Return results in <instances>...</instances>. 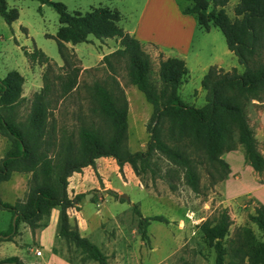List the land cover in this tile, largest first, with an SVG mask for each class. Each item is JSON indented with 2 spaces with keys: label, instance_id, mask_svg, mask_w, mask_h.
Here are the masks:
<instances>
[{
  "label": "trees",
  "instance_id": "trees-1",
  "mask_svg": "<svg viewBox=\"0 0 264 264\" xmlns=\"http://www.w3.org/2000/svg\"><path fill=\"white\" fill-rule=\"evenodd\" d=\"M40 1L50 3L58 13L60 25L55 36L64 62L55 65L39 48L25 50L31 61L46 64L44 84L34 93L25 119H16L14 114L23 75L13 69L0 79V134L10 140V147L0 158V181L9 179L13 171L30 173L23 200L9 202L0 197V209L11 213L8 229L0 231V241L12 240L22 222L34 234L36 228L46 225L52 208L58 207L57 236L98 264H109L100 246L70 224L67 211L85 195L79 192L70 197L68 177L90 165L102 183L96 166L100 156H113L120 170L127 162L136 175L149 171L152 177L159 173L157 161L164 158L170 166L166 174L181 177L195 192L202 191L201 172L207 175L209 185L227 176L229 165L222 153L238 143L251 168L264 171V151L258 147L246 112L248 102L264 98V0H238L234 18L224 8L228 0H186L181 8L183 13L194 14L201 27H218L227 47L244 66L239 72L236 67L224 70L210 65L201 79L206 90L201 106L187 103L179 94L180 84L188 76L185 60L177 56L164 58L159 52L155 80L149 52L136 36L119 25L121 14L117 9L95 6L85 12H71L61 1ZM0 15L10 24L18 17V10L0 0ZM89 34L101 39L117 37L119 42L116 49L102 57L105 75L84 84L92 101L90 110L98 119L80 117L57 127V119H48L51 102L77 88L79 68L72 66L64 75H55L57 86L50 79V71L53 66L69 68V56L74 52L69 51L66 42L87 41ZM118 67L125 69L129 83L136 85L153 107L146 123L149 136L144 149L131 150L126 143L128 104L117 77ZM170 186L174 188L175 184ZM109 192L117 194L112 189ZM132 207L138 214L144 239H148L151 220H168L161 214L144 216L136 203ZM248 216L261 231V237L256 238L250 228L244 227L242 233L229 239L228 246L223 239L231 218L225 208L213 222L205 219L201 223L202 235L214 248L215 264H264V204L257 205ZM0 264L24 263L17 255H10L0 259Z\"/></svg>",
  "mask_w": 264,
  "mask_h": 264
},
{
  "label": "rangeland",
  "instance_id": "rangeland-1",
  "mask_svg": "<svg viewBox=\"0 0 264 264\" xmlns=\"http://www.w3.org/2000/svg\"><path fill=\"white\" fill-rule=\"evenodd\" d=\"M6 1L9 6L17 8L18 17L8 24L0 15V79L13 69L23 75L21 94L14 101V114L16 119H25L34 93L44 84L43 73L46 69L45 63L31 61L25 50L33 51L34 48H39L52 62H55V65H62L64 60L60 55L55 36L60 22L56 9L48 2ZM55 1L63 2L67 11L71 12H85L95 6L117 9L121 14L118 23L124 29L134 25L143 28L148 16V10L143 13V8L148 2L146 0ZM175 1L181 11L186 0ZM237 2L238 0H228L225 4L224 8L231 18H234V6ZM171 5H173L171 0H163L161 8L163 19L171 12ZM184 14L185 17L180 23L185 28L192 29V41L187 52L180 55L178 49L174 47L155 46L150 43L143 44V47L150 54L152 76L155 80L159 66V52L162 53V57H165L163 54L184 56L188 77L180 84L179 94L187 103L201 106L205 103L206 96V90L201 86V79L211 64H220L224 70L236 67L239 72L243 71L244 66L229 50L224 34L218 27H212L209 31L202 30L194 14ZM117 45H119L117 37L101 39L93 34H89L87 41L68 43L67 48L74 52L69 56V68L53 66L50 79L53 80L57 74L64 75L65 70L76 66L79 68L77 76L79 84L70 95L51 102V114L48 119H57V127L80 117L98 119L97 114H93L90 110L92 101L84 84L105 75L107 70L102 57ZM218 59L220 61L216 63L215 60ZM117 71L120 83L123 88H127L125 93L128 97L127 146L131 150L144 149L149 136L146 123L152 114V104L136 85L129 83L124 68L118 67ZM58 82L57 79L53 80L56 86ZM246 112L249 123L255 135L257 134L258 147L264 151V98L252 99L248 102ZM9 147L8 137L0 134V158ZM222 157L229 165L227 176L209 185L207 175L201 172V192L193 191L174 173L166 174L170 166L164 158L157 161L160 174L155 177H152L148 171L140 175L134 174L130 179L125 176L123 168L120 170L118 166L112 168L107 165L109 167L105 172L109 175H106L108 182H99V187L89 189L88 191L92 190L93 194L88 199H85L84 195L79 200H75L78 201L76 203H80L81 214L86 218L85 222H82V231L79 230L77 220L72 225L78 227L79 233H88L86 236L107 254L109 264H215L214 248L202 235L200 225L205 219L213 222L221 209L225 208L231 218L228 233L223 239L224 245L228 246L229 239L237 233H242L241 229L244 227L250 228L256 238L261 237V231L249 219L248 204L243 206V203L253 201L251 190L264 182V171L259 173L251 168L239 143L235 148L224 151ZM28 178L27 173L13 172L8 180L0 181V197L9 202L23 200L28 190ZM69 180L71 181L72 178L68 177V194L74 198L79 192H74L77 187L75 185L71 188ZM89 180L90 178H87V181ZM170 183L175 184V187L171 188ZM106 187L109 189L107 190ZM110 189L117 194L110 193ZM121 193L127 194L128 197H122ZM133 203H136L144 216L161 214L168 219L167 221L151 220L147 227L148 239L141 236L138 214L132 207ZM72 206L79 209L75 202ZM193 218L201 219L200 223H194ZM10 220L11 214L5 209H0V231L8 229ZM48 220L41 228L45 229L48 238L49 234L55 237L52 250L42 252L35 250L34 254L22 251V245L31 241L37 242L36 235L32 234L28 224L22 222L12 240L0 244V259L23 252L25 258L21 259L24 264H49L50 260L56 264L59 258L69 261L70 264H98L57 236L58 215L55 218L51 212ZM228 259L229 255L226 254L225 260Z\"/></svg>",
  "mask_w": 264,
  "mask_h": 264
},
{
  "label": "crops",
  "instance_id": "crops-1",
  "mask_svg": "<svg viewBox=\"0 0 264 264\" xmlns=\"http://www.w3.org/2000/svg\"><path fill=\"white\" fill-rule=\"evenodd\" d=\"M146 1H148V2H146V5L143 8V13L144 12L146 13V10H148V16H146L145 26L143 28H141L139 25H134L132 27L125 28V30H127L128 32H130L131 34L136 36L142 42V44L150 43V44H153L155 46L156 45H164V46L174 47V48L178 49V51H179L178 53H180V55H182L181 53L187 52V50L189 49V47L191 45V41H192V29L190 30L188 28H185L180 23V20H183V18L185 17V14L183 15V13L179 10V7H178L176 1L171 0V2L173 3V5H171V12H169L165 15V17H166L165 19H163L162 15H161V10H162L161 8H162L163 0H146ZM148 4H149V6H148ZM10 7H13V6H10ZM198 26L202 30H205V31H209L212 27H215V26L211 25L208 29H205V28L201 27L199 24H198ZM68 43L69 42H66V45H68ZM70 46H73V45H70ZM117 47H118V45L116 47H114L112 50H114ZM157 48L161 49L159 46H157ZM112 50H110V51H112ZM110 51H108V52H110ZM163 56L168 57V55H166V54H163ZM177 57H181L185 60L184 56H177ZM215 61H216V63H218L220 61V59L215 60ZM185 64H186V61H185ZM211 65H213V64H211ZM216 65L218 67L222 68V66L220 64H216ZM124 89H125V93H127V88L124 87ZM107 165H110L112 168L114 166H118V164H117V162L113 156H100L96 159V166H97L98 172L101 176V181L103 183L108 182L107 176H109V175L105 172L107 170V168L109 167ZM122 168L125 172V176L129 177L130 179L135 174L131 165L127 162L123 164ZM13 172H18V171H13ZM19 173H25V174L27 173L30 175V173H28V172H19ZM69 177H70V179L72 178L71 181L69 180V182H70L69 186L71 188H74V186L76 185V187H77L76 190L74 191L75 193H77V192L87 193L89 189L96 188V187L100 186L99 180H97V177L94 173V170L90 165L84 166L82 168V170H80V171H74ZM87 178L88 179L90 178V180L87 181ZM2 181H5V180H2ZM106 189H109V188L106 187ZM250 194H251V196L254 197L253 201L251 203H243V206H246L248 204L249 212L254 213L255 207L257 205L264 204V182H262L259 186L253 188L251 190ZM75 204H77L79 206V209H76L75 206H71L67 210L68 216H69V222L72 225L77 220L76 222L79 226V230L82 231V229H81L82 224H83L82 222H85L86 218H85V216H83L81 214L80 203L75 202ZM6 211L10 213V211H8V210H6ZM75 211H76V213H75ZM51 212L53 213V217L56 218L58 215V212H59V208L54 207V208H52ZM48 221L49 220H47V222ZM74 226H76V225H74ZM41 227H43V226H41ZM41 227H38L39 229L37 231H36V229H37L36 228L35 229L36 233L34 232V234L36 235L35 237H36L37 242L34 243L33 241H31V242H28V243L22 245L21 246L22 251L24 250V252H32L34 254L35 250H37L38 252H42V251H46V250L47 251L52 250V246H53L55 237L52 234H49V238H48V235L45 233V229H43ZM42 232H43V234H42ZM32 234H31V240H32ZM80 234L85 235V236L88 235V233H84V232H81ZM46 235H47V240H46ZM29 240H30V238H29ZM3 241H10V240H1L0 244ZM52 255L54 256V254H52ZM17 256L20 259L25 258V255L23 254V252L20 254H17ZM28 262H30V261H28ZM49 264H55V263H52V260H50ZM56 264H70V262L66 261L63 258H59L58 260H56Z\"/></svg>",
  "mask_w": 264,
  "mask_h": 264
},
{
  "label": "water",
  "instance_id": "water-1",
  "mask_svg": "<svg viewBox=\"0 0 264 264\" xmlns=\"http://www.w3.org/2000/svg\"><path fill=\"white\" fill-rule=\"evenodd\" d=\"M108 190V189H107ZM93 194V191L91 190V191H88L87 193H85V199H88L91 195ZM122 197H125V198H127L128 196H127V194H125V193H121L120 194Z\"/></svg>",
  "mask_w": 264,
  "mask_h": 264
},
{
  "label": "built area",
  "instance_id": "built-area-1",
  "mask_svg": "<svg viewBox=\"0 0 264 264\" xmlns=\"http://www.w3.org/2000/svg\"><path fill=\"white\" fill-rule=\"evenodd\" d=\"M190 217H192L191 214H190ZM192 221L197 224V223H200L201 219L193 218Z\"/></svg>",
  "mask_w": 264,
  "mask_h": 264
}]
</instances>
